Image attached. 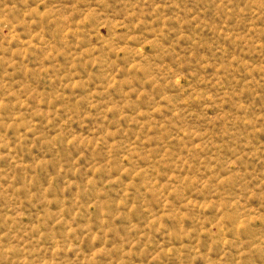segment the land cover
I'll return each mask as SVG.
<instances>
[{
	"label": "rangeland",
	"instance_id": "rangeland-1",
	"mask_svg": "<svg viewBox=\"0 0 264 264\" xmlns=\"http://www.w3.org/2000/svg\"><path fill=\"white\" fill-rule=\"evenodd\" d=\"M0 264H264V0H0Z\"/></svg>",
	"mask_w": 264,
	"mask_h": 264
}]
</instances>
